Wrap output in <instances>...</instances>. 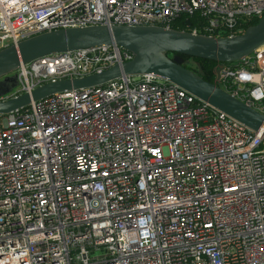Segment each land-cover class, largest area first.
<instances>
[{
  "label": "built area",
  "instance_id": "obj_1",
  "mask_svg": "<svg viewBox=\"0 0 264 264\" xmlns=\"http://www.w3.org/2000/svg\"><path fill=\"white\" fill-rule=\"evenodd\" d=\"M194 13L208 26L190 33L231 37L264 0H0V50ZM132 58L111 44L20 63L0 101ZM218 85L264 116V44L224 64ZM0 264H264V139L152 74L0 115Z\"/></svg>",
  "mask_w": 264,
  "mask_h": 264
},
{
  "label": "water",
  "instance_id": "obj_2",
  "mask_svg": "<svg viewBox=\"0 0 264 264\" xmlns=\"http://www.w3.org/2000/svg\"><path fill=\"white\" fill-rule=\"evenodd\" d=\"M185 30L166 29L160 26H87L40 33L16 45L0 50V79L11 88L17 81L11 74L20 63L27 64L45 56L115 44L133 55L131 61L116 65L99 75L84 79L61 80L49 83L16 98L0 101V115L9 116L26 109L31 103L65 91L104 85L122 76L155 75L175 85L198 100L224 113L247 129L260 133L264 139V116L218 85L221 67L249 57L264 44V16L256 25L231 37L194 35ZM168 53L216 62L215 81L204 80L203 72L184 68ZM1 95V94H0Z\"/></svg>",
  "mask_w": 264,
  "mask_h": 264
},
{
  "label": "trees",
  "instance_id": "obj_3",
  "mask_svg": "<svg viewBox=\"0 0 264 264\" xmlns=\"http://www.w3.org/2000/svg\"><path fill=\"white\" fill-rule=\"evenodd\" d=\"M188 20L190 23V27L188 28L189 31L195 30L198 33L205 34L204 29L208 26L207 20L205 18H202L199 14L194 13L192 15L188 16H181L180 18L176 19L174 22L171 24L172 29L176 30H185V21ZM259 21L258 18H247L245 21L242 22L241 24V29L244 31L246 28L249 26L256 25L257 22ZM167 56L169 58H175L177 59L178 62L181 63V65L193 72H197L198 67L200 70L203 72L204 80L207 82H214L215 80V69L218 66L216 62L208 61V60H203V59H198V58H192V57H187V56H178L173 53H168ZM14 82L11 80L9 83H1V87H4V90L2 93H5L9 90H11V85ZM1 93V94H2Z\"/></svg>",
  "mask_w": 264,
  "mask_h": 264
},
{
  "label": "flooded vegetation",
  "instance_id": "obj_4",
  "mask_svg": "<svg viewBox=\"0 0 264 264\" xmlns=\"http://www.w3.org/2000/svg\"><path fill=\"white\" fill-rule=\"evenodd\" d=\"M3 90H4V87H1V82H0V94L2 93Z\"/></svg>",
  "mask_w": 264,
  "mask_h": 264
},
{
  "label": "rangeland",
  "instance_id": "obj_5",
  "mask_svg": "<svg viewBox=\"0 0 264 264\" xmlns=\"http://www.w3.org/2000/svg\"><path fill=\"white\" fill-rule=\"evenodd\" d=\"M3 92V91H2Z\"/></svg>",
  "mask_w": 264,
  "mask_h": 264
}]
</instances>
